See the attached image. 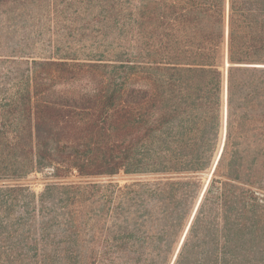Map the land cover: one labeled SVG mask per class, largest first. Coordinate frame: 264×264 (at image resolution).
<instances>
[{"label": "trees", "instance_id": "1", "mask_svg": "<svg viewBox=\"0 0 264 264\" xmlns=\"http://www.w3.org/2000/svg\"><path fill=\"white\" fill-rule=\"evenodd\" d=\"M0 18V264H264V0Z\"/></svg>", "mask_w": 264, "mask_h": 264}, {"label": "rangeland", "instance_id": "2", "mask_svg": "<svg viewBox=\"0 0 264 264\" xmlns=\"http://www.w3.org/2000/svg\"><path fill=\"white\" fill-rule=\"evenodd\" d=\"M38 30L40 29L38 28ZM33 31L36 32L35 26L26 22L23 24V28H21V30L16 31L15 33H12V30L10 28L2 24V20L0 18V50L4 49L9 39L16 40V38L20 36L21 34H29V32L34 34L35 32ZM48 32L45 33V35L42 37V40L46 41L45 38H48ZM45 43H48V42L46 41ZM11 66L12 65L8 61L0 58V93L4 92V89L8 86L7 81L9 77L11 78L12 76H14V72L10 71ZM42 177H43V174H32V175L27 176L26 177L27 179L25 178L26 180L25 179L24 180L25 182H28L27 184L30 186L31 189H33L34 191H39L43 186L42 179H41ZM119 178H126V179H121L120 182H123L124 180L125 181L129 180L127 179L128 177H125V176H119Z\"/></svg>", "mask_w": 264, "mask_h": 264}]
</instances>
